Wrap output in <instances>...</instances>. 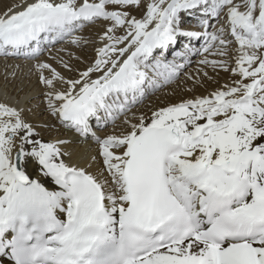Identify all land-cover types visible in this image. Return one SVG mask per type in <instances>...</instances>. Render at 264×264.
I'll return each mask as SVG.
<instances>
[{
	"label": "snow or ice",
	"instance_id": "1",
	"mask_svg": "<svg viewBox=\"0 0 264 264\" xmlns=\"http://www.w3.org/2000/svg\"><path fill=\"white\" fill-rule=\"evenodd\" d=\"M97 20L109 22L106 43L78 79L36 65L52 72L47 87L68 85L48 107L97 143L96 175L0 103V264H264V0H24L0 13V56L35 58L43 41ZM202 37L197 51L221 59L201 63L240 79L134 122L133 106L177 76L181 41ZM120 117L125 131L96 134L93 121ZM33 162L54 187L32 178Z\"/></svg>",
	"mask_w": 264,
	"mask_h": 264
},
{
	"label": "bare ground",
	"instance_id": "2",
	"mask_svg": "<svg viewBox=\"0 0 264 264\" xmlns=\"http://www.w3.org/2000/svg\"><path fill=\"white\" fill-rule=\"evenodd\" d=\"M23 2L24 0H0V13H3L9 7ZM28 2L30 3L32 0H28ZM148 2L149 0H144V4ZM19 10L21 9L16 8V11ZM109 10H112L111 7ZM143 14L137 13L133 15L141 18ZM194 24V20H189V22L185 23L184 27L191 28ZM221 25H224L223 18L213 22V30L219 28ZM108 26L109 22L103 20L85 22L84 25L77 27L70 34L57 39L55 43L51 39L48 44L46 42L42 43V50L35 58L24 57L23 54L0 56V103L15 107L21 112L22 118L30 125L42 122L44 127L39 129L33 128L37 133L36 139L46 141L50 137L57 138L59 139L58 141H67L66 144L62 145L63 151L71 154L65 157L66 162L85 168L86 171L93 175H96L102 167L101 157L97 154V143L91 138H82L76 135L74 130L66 128L58 116L51 114L48 107L47 94L49 92L66 91L68 85L61 81H55L54 88L47 87L41 82L40 76L43 74L45 77L51 79L52 72L44 70L41 73L36 65L38 63H47L66 80L78 79L79 73L94 63V60L97 58L96 50L106 43V41L102 40V37ZM224 26L227 27L226 25ZM194 30L199 31L200 29ZM120 31L117 34L123 35V30ZM74 39H78L79 43H72ZM228 39L231 40L232 38L229 36ZM205 43L206 37H202L199 40H187L180 44L179 51L185 54L182 59L178 58L175 60L177 64L182 65L178 69L177 76L170 83H162L159 89L150 92L140 103L133 106L128 115L132 118V114H135L134 122L141 115L145 118L150 117L151 113L159 108L187 100L208 97L211 93L223 89L225 85H231L233 81L240 79L239 76L234 75L231 71H224L219 68L214 69L210 65L201 63L205 58L210 61L221 59L218 56L197 51L202 49ZM184 45H189L192 50L190 52L187 51ZM236 47L237 45L233 42L231 45V58H226L230 67H235ZM167 59L173 60V55L169 54ZM65 63L69 65L71 70L64 67ZM96 75L98 74H94L93 78ZM180 77L181 79L178 80ZM55 103L59 106L60 102L56 101ZM26 107H31L29 110L33 111L36 115L38 114L40 118H36L33 114L32 118L27 117L26 115L29 113V110ZM123 119L124 117H120L115 123L109 121L107 126L102 129L95 127L96 129L94 130L96 134L100 133V137L102 138L113 133L119 134L126 130V126L122 123ZM72 134L75 135L71 137ZM92 157L96 158V163H92L89 166ZM34 167V162L29 163L27 167V171L32 175V178L40 179L46 186L54 187L50 181L34 171ZM105 175L107 174L105 173Z\"/></svg>",
	"mask_w": 264,
	"mask_h": 264
},
{
	"label": "rangeland",
	"instance_id": "3",
	"mask_svg": "<svg viewBox=\"0 0 264 264\" xmlns=\"http://www.w3.org/2000/svg\"><path fill=\"white\" fill-rule=\"evenodd\" d=\"M141 9V10H140ZM140 9H130V11H131V13H132V15L134 14H137V13H141V14H143V12H144V7L143 6H141V8ZM138 10V11H137ZM140 11H142V12H140ZM120 32H122V31H120ZM17 59H26V58H17ZM183 75V74H182ZM179 79H181V77L180 78H178V80ZM29 99V98H28ZM144 103V102H143ZM142 103V104H143ZM31 107H26V109L27 110H29ZM32 114L36 117V118H40V116H38V114L36 115L35 113H33V111H30L29 110V113H27V117H30V118H32ZM32 126V128H35V129H39V128H41V127H44V125H43V123L42 122H39L38 124H32L31 125ZM98 135V134H97ZM98 136H100V134L98 135ZM59 139H57V138H50V137H48L47 139H46V142H57Z\"/></svg>",
	"mask_w": 264,
	"mask_h": 264
}]
</instances>
